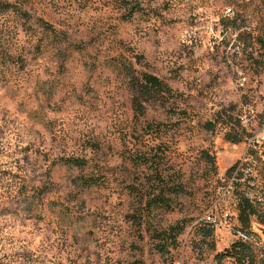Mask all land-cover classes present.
<instances>
[{"label": "rangeland", "instance_id": "rangeland-1", "mask_svg": "<svg viewBox=\"0 0 264 264\" xmlns=\"http://www.w3.org/2000/svg\"><path fill=\"white\" fill-rule=\"evenodd\" d=\"M122 2L0 0V264H221L228 227L241 228L237 170L264 212V0H144L130 19ZM131 72L171 89L139 121ZM215 118L223 127L205 130ZM145 122L167 124L160 147ZM160 148L167 186L183 189L165 192L169 208L148 204L155 173L139 160ZM207 211L218 228L203 242ZM176 224L177 246L158 250L154 232ZM254 224L246 264H264Z\"/></svg>", "mask_w": 264, "mask_h": 264}, {"label": "trees", "instance_id": "trees-1", "mask_svg": "<svg viewBox=\"0 0 264 264\" xmlns=\"http://www.w3.org/2000/svg\"><path fill=\"white\" fill-rule=\"evenodd\" d=\"M122 4L126 9L127 13L124 15L126 19H130L135 13L140 12L143 8L144 0H122ZM228 23L235 24L236 19L228 20ZM235 31L237 30L233 27ZM240 34H237L236 39H238ZM130 77V88L132 91V111L135 119L138 121L141 118L146 116V108L151 102H163L168 101V97L171 94V89L157 76L149 73H141L137 76H134V73H129ZM223 121L219 119H214L207 121L203 126L204 129L210 132H213L217 125L223 127ZM239 124V123H238ZM166 123H157V122H145L144 130L147 133H156L155 139L160 140L161 135L167 130ZM243 131V130H242ZM226 139L231 143L235 144L242 140V133L238 130H229L224 133ZM159 144L155 145L154 148L160 147L162 140ZM164 149H158L154 151V154L147 159H139L143 164L147 165L155 173V190L157 191L154 195L148 196V204L152 203L153 206L157 208H169L170 200L164 196L165 192L168 191L173 195H178L183 192L181 184H172L170 187L167 186L165 182V177L160 171L161 166V157L164 156ZM202 156L205 158L206 162H213V159L208 153H203ZM62 164L66 167H77L83 168L87 161L78 158H69L61 160ZM213 164V163H212ZM237 170L236 167H232L229 171V175ZM232 177V176H231ZM97 178H80L77 183L82 189L88 188L94 185H98ZM232 185L236 188L238 203V222L240 223L241 229L248 230L250 228L251 222H257L260 225H264V212H262L258 206L259 204L253 202L246 193L247 190H251L248 185V178L244 175L243 172L237 170L235 172V181ZM194 234L200 236L203 242H206L207 239H211L213 236V229L207 225H197L194 227ZM184 225L176 224L169 227L167 230L160 232H154L155 237L158 239V250L166 252L168 247L177 246V238L183 233ZM251 257V247L250 245L243 243L241 241L235 240L230 247L223 250L218 255V259L226 258L229 261L241 263L248 262Z\"/></svg>", "mask_w": 264, "mask_h": 264}, {"label": "built area", "instance_id": "built-area-1", "mask_svg": "<svg viewBox=\"0 0 264 264\" xmlns=\"http://www.w3.org/2000/svg\"><path fill=\"white\" fill-rule=\"evenodd\" d=\"M233 12L231 10V8H226L224 10V15L225 16H229L232 15ZM241 84L246 82V78H241L240 80ZM264 133V132H263ZM261 139V143L263 144V150L260 152V157H263V152H264V134L262 136H260ZM259 142V141H258ZM248 178V185L250 186V188H252L254 186L253 180L251 179V177H249L248 175H245ZM232 181H231V185L232 183L235 181V174L231 177ZM263 198L261 195H255L253 197V202L260 204L262 203ZM195 226L197 225H207L209 227H211L213 229V231L215 229L218 228V225L212 215L211 211H207L204 212L202 215L198 216V218H196ZM222 227L221 225L219 226V228ZM227 232H231L232 237L235 240L241 241L243 243H246L248 245H257V241L254 237V233L250 232V231H246V230H242L239 226L231 228L228 227ZM247 262H241V263H236V262H232L229 260H224L221 264H246Z\"/></svg>", "mask_w": 264, "mask_h": 264}, {"label": "water", "instance_id": "water-1", "mask_svg": "<svg viewBox=\"0 0 264 264\" xmlns=\"http://www.w3.org/2000/svg\"><path fill=\"white\" fill-rule=\"evenodd\" d=\"M253 228H254V231L257 232L259 235H261V237L264 240V226L259 225V224H254Z\"/></svg>", "mask_w": 264, "mask_h": 264}]
</instances>
